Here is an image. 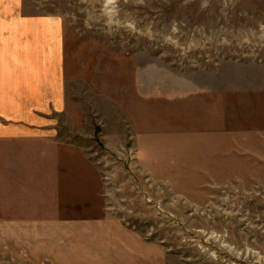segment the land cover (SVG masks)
<instances>
[{
    "label": "rangeland",
    "instance_id": "rangeland-1",
    "mask_svg": "<svg viewBox=\"0 0 264 264\" xmlns=\"http://www.w3.org/2000/svg\"><path fill=\"white\" fill-rule=\"evenodd\" d=\"M21 3L62 23L65 105L0 141V264L102 216L146 264H264V0Z\"/></svg>",
    "mask_w": 264,
    "mask_h": 264
},
{
    "label": "crops",
    "instance_id": "crops-1",
    "mask_svg": "<svg viewBox=\"0 0 264 264\" xmlns=\"http://www.w3.org/2000/svg\"><path fill=\"white\" fill-rule=\"evenodd\" d=\"M64 94L62 23L24 14L21 0H0V141L43 137L44 128L55 124L54 113L64 109ZM77 222L45 224L35 236L38 256L61 257L63 264L150 261L149 245L117 219ZM54 239H62L68 250L55 253Z\"/></svg>",
    "mask_w": 264,
    "mask_h": 264
}]
</instances>
